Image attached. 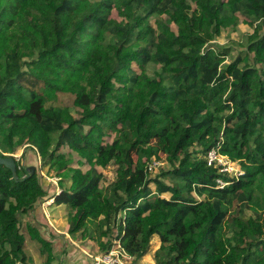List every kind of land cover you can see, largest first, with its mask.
Returning a JSON list of instances; mask_svg holds the SVG:
<instances>
[{
    "label": "trees",
    "instance_id": "1",
    "mask_svg": "<svg viewBox=\"0 0 264 264\" xmlns=\"http://www.w3.org/2000/svg\"><path fill=\"white\" fill-rule=\"evenodd\" d=\"M236 14L257 31L225 63L230 48L208 41ZM261 28L264 0H0V154L28 143L72 180L50 193L34 167L0 164V264H29L21 215L48 198L68 208L71 235L105 252L116 236L135 262L158 235L155 264H264L263 216L247 213L264 205ZM64 146L89 168L68 169ZM213 147L243 173L209 165ZM160 151L171 168L152 177ZM98 165L113 166L106 185Z\"/></svg>",
    "mask_w": 264,
    "mask_h": 264
},
{
    "label": "rangeland",
    "instance_id": "2",
    "mask_svg": "<svg viewBox=\"0 0 264 264\" xmlns=\"http://www.w3.org/2000/svg\"><path fill=\"white\" fill-rule=\"evenodd\" d=\"M225 1L228 2L229 0ZM192 4L195 5L196 2L192 1ZM114 15L119 17L116 10H114ZM236 16L237 22H234L233 20L224 22V20L219 25V31L208 41V43L213 44L216 48H230V52L225 59V63L232 61L233 58L240 54L244 55L245 53H248V44L251 41V37L254 36L257 31L255 24L252 25L247 22V18H245V16L239 14H236ZM151 23H155V21L151 20ZM262 32H264L263 28H261L257 33L261 34ZM148 72L149 74H153L154 69L149 68ZM60 101L71 105L73 97L69 94L62 95ZM104 139L108 142L112 141L113 134L104 136ZM29 145L30 144L26 143L22 147L18 148L16 152H8L6 155H14L17 162H20L25 166H32L35 170L39 171L41 175V183L50 193L60 191V184L62 181H64L66 185L72 183L71 179L64 178L68 175H64L63 172H57L55 169L50 168L49 165H43L37 148L31 149L29 148L31 145ZM61 151L73 154V161L69 163L68 169L80 167L86 170L89 168L90 165L87 162L81 163L80 161L83 162L84 159L81 158L79 154L72 151L68 146L62 147ZM232 162L234 163V166L241 168L238 160H232ZM149 165H153L150 169L152 177L158 176V174H160L164 169L171 168L167 155L161 151L152 157V161L149 162ZM97 168L103 174L101 185H106L114 179L115 176L112 165L106 167L98 165ZM165 181L169 182L167 179H165ZM150 185L155 188L154 183H151ZM163 195L169 196L170 193L165 192ZM50 199L51 198H48V201L42 199L35 209L21 215L22 221L20 226L21 232L25 236L24 250L28 256L29 264H46L47 260V252H42L41 242L36 237L31 235V231L28 226L29 224L36 228L43 238L50 241L52 251L55 256L53 263H95V256L103 254L105 251L100 249L97 240L91 239L90 234H88L87 237H81L80 233H77V237L71 235L68 232V208L64 205H57L55 202H49ZM255 211L261 212L264 220V205L261 199L254 201L251 208L247 210V213L249 215H253ZM102 239H106V236ZM119 243V238L115 236L112 248H114L117 258L121 260L122 264H155L154 253L160 246V239L158 235H153L148 252L136 262L131 256L125 255L121 251ZM19 264L23 263L20 262Z\"/></svg>",
    "mask_w": 264,
    "mask_h": 264
},
{
    "label": "built area",
    "instance_id": "3",
    "mask_svg": "<svg viewBox=\"0 0 264 264\" xmlns=\"http://www.w3.org/2000/svg\"><path fill=\"white\" fill-rule=\"evenodd\" d=\"M207 161L208 164H214L215 166L219 167L221 172H228L234 177H238L240 174L243 173V170L240 167L234 166L231 158L227 155L222 153L218 147L211 148L207 153ZM153 165H149V169L152 168ZM224 179L219 178L217 179V184L222 187L227 184ZM119 246L121 247L120 243ZM121 251L127 255L125 250L121 247ZM122 264L121 260L117 258L116 252L114 248L105 252L103 254H99L95 256V264Z\"/></svg>",
    "mask_w": 264,
    "mask_h": 264
},
{
    "label": "water",
    "instance_id": "4",
    "mask_svg": "<svg viewBox=\"0 0 264 264\" xmlns=\"http://www.w3.org/2000/svg\"><path fill=\"white\" fill-rule=\"evenodd\" d=\"M0 164H3L6 167L10 168L13 172H15L17 169L16 158L14 155H1L0 154Z\"/></svg>",
    "mask_w": 264,
    "mask_h": 264
},
{
    "label": "crops",
    "instance_id": "5",
    "mask_svg": "<svg viewBox=\"0 0 264 264\" xmlns=\"http://www.w3.org/2000/svg\"><path fill=\"white\" fill-rule=\"evenodd\" d=\"M48 201V200H47ZM49 202H53V198H51L50 200H49ZM77 264H78V262H77ZM93 264H95V263H93Z\"/></svg>",
    "mask_w": 264,
    "mask_h": 264
}]
</instances>
